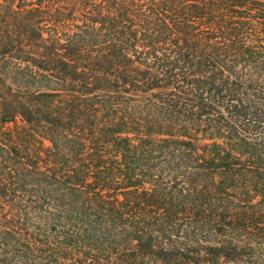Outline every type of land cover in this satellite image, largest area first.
<instances>
[{"label": "trees", "instance_id": "trees-1", "mask_svg": "<svg viewBox=\"0 0 264 264\" xmlns=\"http://www.w3.org/2000/svg\"><path fill=\"white\" fill-rule=\"evenodd\" d=\"M0 264H264V0H0Z\"/></svg>", "mask_w": 264, "mask_h": 264}]
</instances>
